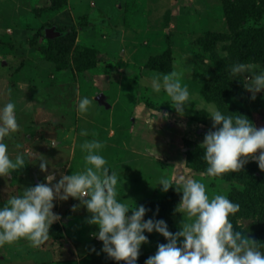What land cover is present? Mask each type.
Segmentation results:
<instances>
[{"label": "rangeland", "instance_id": "rangeland-1", "mask_svg": "<svg viewBox=\"0 0 264 264\" xmlns=\"http://www.w3.org/2000/svg\"><path fill=\"white\" fill-rule=\"evenodd\" d=\"M263 6L264 0H0V106L14 100L20 125L5 140L11 158L24 156V165L0 176V206L27 186L55 184L63 174L82 171L80 145L95 138L103 141L99 151L120 177L118 198L132 207L152 203L144 219L157 213L173 232L182 227L183 214L176 211L182 192L175 200L172 186L162 191L157 184L160 177L177 186L180 176L199 179L210 196L240 201L258 189L255 202L230 214L234 228L258 246L264 170L249 158L240 170L209 177L201 143L213 129L214 109L245 114L264 126V90L252 99L244 87L252 73L222 79L240 53L253 71L264 70ZM51 26L63 36L41 34L40 28ZM247 28L256 30L251 43ZM155 60L162 70L152 68ZM173 70L190 92L183 113L163 88L152 87V77ZM99 94L104 103L97 101ZM82 96L92 99L87 112L77 107ZM191 150L193 164L187 160ZM53 203L59 218L48 239L37 247L23 237L5 243L0 264H125L102 251L103 242L93 235L98 225L88 223L91 213L79 198L54 197ZM156 204L162 205L158 211ZM145 234L149 240L141 245L138 264L167 242L155 230Z\"/></svg>", "mask_w": 264, "mask_h": 264}, {"label": "clouds", "instance_id": "clouds-1", "mask_svg": "<svg viewBox=\"0 0 264 264\" xmlns=\"http://www.w3.org/2000/svg\"><path fill=\"white\" fill-rule=\"evenodd\" d=\"M230 71L232 74L252 73L244 84L252 99L264 90V70L253 71L250 65L238 61L230 66ZM180 75L173 70L162 77L154 76L152 87L157 92L163 88L172 106L183 113L190 92L188 85L178 78ZM91 104V98L82 96L77 107L80 112H87ZM209 116L213 129L204 134L201 143L209 177L240 170L249 158L255 159L264 170V126L257 127L245 114L233 116L219 109L212 110ZM19 126L16 103L9 100L0 106V176L24 165L22 153H17L14 159L10 157L5 140ZM87 133L86 128L81 129L82 135ZM102 144L103 141L95 138L81 143L80 147L85 150L82 171L63 174L55 184L38 182L25 187L21 195L10 196L0 206V246L22 237L33 247L41 245L48 239L53 221L59 218V214L53 212L54 197L66 200L71 196L79 198L91 213L88 223L98 225L93 235L103 242L102 251L125 264H138L141 245L149 240L145 230L148 233L155 230L167 238L166 243L158 244L155 254L146 258L145 264H264V251L257 246V240L235 229L229 219V214L236 213L240 204L224 194L210 196L205 183L199 179L178 178L180 186L175 189L182 192V196L176 211L184 217L178 231H170L163 218L144 219L149 210L144 204L132 207L118 198L120 177L99 151ZM257 149L261 150L258 154ZM46 166L47 162L42 160L41 169ZM157 184L162 185V191L173 186L167 177H160ZM78 207V204L72 205L73 209Z\"/></svg>", "mask_w": 264, "mask_h": 264}, {"label": "trees", "instance_id": "trees-1", "mask_svg": "<svg viewBox=\"0 0 264 264\" xmlns=\"http://www.w3.org/2000/svg\"><path fill=\"white\" fill-rule=\"evenodd\" d=\"M263 9H264V6H263ZM251 14H255V12H254V10H251ZM44 30L45 29H43V28H40V31H41V34L43 35V36H45V33H44ZM56 30L57 31H59L60 32V36L58 37V38H60V37H62L63 36V31L62 30H59V28L56 26ZM254 32L256 33V30H254L253 28H247V30L245 31V36H247L246 37V41H247V43H251L255 38H253V36H254ZM262 42H264V41H262ZM263 45H264V43H262ZM245 47H250L248 44H246V46ZM239 57V59H240V61L239 62H243V61H245L246 59H247V57L248 56H246V55H244V54H242V53H240V55L238 56ZM242 58V59H241ZM151 66H152V68H160L161 69V67H160V65H158L157 64V60H155V61H152L151 62ZM162 70V69H161ZM166 72V71H165ZM232 75V73H231V71H230V68L229 69H226V71L224 72V75H223V78L222 79H224V82L226 81V79H229L230 80V76ZM220 81H222V80H220ZM223 87H225L226 88V86H223ZM224 88V89H225ZM216 93H219V90H217V92ZM196 151L194 150V151H188V153H187V160H188V162L189 163H194V153H195ZM204 169H206V168H204ZM175 187H179V186H177V185H173L172 186V190L170 191L171 192V194L170 195H172L174 198H175V200H177V196H176V193H177V195H179V192L178 191H176V189H175ZM253 197V198H252ZM260 197V191H258V189H255L254 190V194H252V195H248V197L246 198V199H243V201L241 200L240 201V199H231V200H233V201H235V202H238L239 204H240V208H239V210L238 211H243V210H245L246 209V207H247V205H250L251 204V202L252 201H254L255 202V200L257 199V198H259ZM169 202H171V201H169ZM140 204H144L145 205V207L146 208H148L149 210L148 211H146V213L148 214V213H150V211H152L153 209L151 208L152 206L154 207V205L152 204V203H148L147 201L146 202H141ZM164 205V204H163ZM160 207H158V204H156L155 205V208H161L162 207V205H159ZM155 217V218H159V217H161V216H159L157 213H152V215H151V217ZM229 219L231 220V216H230V214H229ZM257 239H258V247L261 249V251H264V228L263 229H261V230H259V232L257 233Z\"/></svg>", "mask_w": 264, "mask_h": 264}, {"label": "water", "instance_id": "water-1", "mask_svg": "<svg viewBox=\"0 0 264 264\" xmlns=\"http://www.w3.org/2000/svg\"><path fill=\"white\" fill-rule=\"evenodd\" d=\"M44 33L49 39H54L60 36V32L56 30V26L45 28ZM96 99L99 103H104V97L102 94L97 95Z\"/></svg>", "mask_w": 264, "mask_h": 264}]
</instances>
